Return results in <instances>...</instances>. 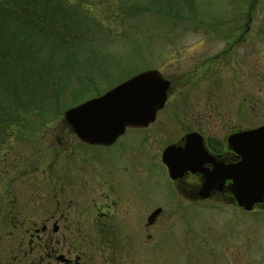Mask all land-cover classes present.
<instances>
[{
  "label": "rangeland",
  "instance_id": "rangeland-1",
  "mask_svg": "<svg viewBox=\"0 0 264 264\" xmlns=\"http://www.w3.org/2000/svg\"><path fill=\"white\" fill-rule=\"evenodd\" d=\"M168 1L70 0L79 65L53 117L1 99L0 264H264V204L190 202L160 160L187 131L264 125V0ZM152 69L172 82L152 125L107 146L76 138L66 109Z\"/></svg>",
  "mask_w": 264,
  "mask_h": 264
},
{
  "label": "water",
  "instance_id": "water-1",
  "mask_svg": "<svg viewBox=\"0 0 264 264\" xmlns=\"http://www.w3.org/2000/svg\"><path fill=\"white\" fill-rule=\"evenodd\" d=\"M168 86L169 81L158 70L143 71L66 109L63 118L78 140L109 145L126 128L146 127L154 122L157 110L166 101ZM183 139V146L168 145L161 153V162L171 180L180 178L187 170L199 171L203 174L198 192L202 199L212 191L222 190L229 180L228 190L238 208L250 211L264 204V125L237 130L226 137L229 148L239 156L238 161L230 164L214 162L199 133L188 132ZM204 162L213 163L212 169H201ZM159 213L160 208L153 210L147 223L151 224Z\"/></svg>",
  "mask_w": 264,
  "mask_h": 264
},
{
  "label": "trees",
  "instance_id": "trees-1",
  "mask_svg": "<svg viewBox=\"0 0 264 264\" xmlns=\"http://www.w3.org/2000/svg\"><path fill=\"white\" fill-rule=\"evenodd\" d=\"M146 1L148 5L127 10L163 12L161 0ZM157 2L159 6L154 4ZM69 3L70 0H0V128L5 117L9 122L13 118L1 113V99L6 94L14 96L15 115H21L24 108V112L37 111L52 118L50 110L56 109L53 106L58 105L63 90L72 83L74 67L79 65L75 53L81 32L80 24L70 17ZM239 39L237 35L234 42ZM4 141L0 139V143Z\"/></svg>",
  "mask_w": 264,
  "mask_h": 264
},
{
  "label": "flooded vegetation",
  "instance_id": "flooded-vegetation-1",
  "mask_svg": "<svg viewBox=\"0 0 264 264\" xmlns=\"http://www.w3.org/2000/svg\"><path fill=\"white\" fill-rule=\"evenodd\" d=\"M166 80H168V79H166ZM171 83L172 82L170 80L169 81V86H168V89H167V98H168V95L170 94V86H171ZM167 98H166V100H167ZM163 106H162V108H163ZM162 108H160V109H162ZM160 109H158L157 111H159ZM155 119H156V115H155ZM154 122H155V120H154ZM154 122L150 123L146 127H141V129H144V128L149 127ZM192 131H195V132H197V133H199L201 135L204 148L212 156V158L214 159V162H221L223 164H230V163H235L236 161L239 160V156L232 149L229 148V146H228V144L226 142V137L229 134H231V133H233V132H235L237 130L229 132L221 141H219V140L218 141H216V140H210V139L204 137L203 134H201L199 131H196V130H191V131H187V132H192ZM186 133H184L181 137H179L178 140H176L174 142H171V143H168L167 145H165L162 148V150L166 146H168V145L183 146V143H184L183 137H184V135ZM113 143H111V144H113ZM85 144H87V143H85ZM111 144H109V145H111ZM89 145H103V144H89ZM103 146H107V145H103ZM162 150H161V153H162ZM161 153H160V157H161ZM160 160H161V158H160ZM199 167L201 169L211 170L212 167H213V163H211V162H204ZM195 168L196 167L193 166V169H195ZM165 169H166V167H165ZM166 172H167V170H166ZM169 180L176 186L177 191L180 193V195L186 197L190 202H193V203H199L201 201L207 200V199L212 198V197H215V196L216 197L230 196V192L228 190L230 181L229 180H226L224 182V187L222 188V190H220V191H212L209 196H207L206 198H203L202 199L199 196L198 192H199L200 186L202 184L203 174L201 172H199V171L192 172L191 170H187V171H185L182 174V176L180 178H177L176 180H171L169 178Z\"/></svg>",
  "mask_w": 264,
  "mask_h": 264
}]
</instances>
